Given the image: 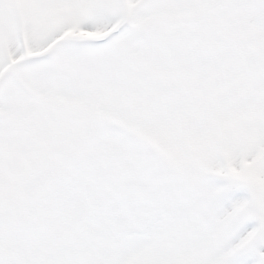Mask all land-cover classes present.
Here are the masks:
<instances>
[{
  "label": "snow or ice",
  "instance_id": "6c2138e0",
  "mask_svg": "<svg viewBox=\"0 0 264 264\" xmlns=\"http://www.w3.org/2000/svg\"><path fill=\"white\" fill-rule=\"evenodd\" d=\"M0 264H264V0H0Z\"/></svg>",
  "mask_w": 264,
  "mask_h": 264
}]
</instances>
